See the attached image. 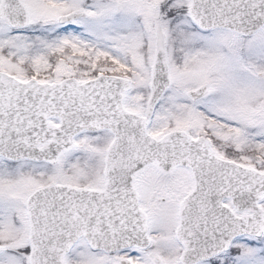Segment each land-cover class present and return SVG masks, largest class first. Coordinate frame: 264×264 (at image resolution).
Here are the masks:
<instances>
[{
  "label": "snow or ice",
  "instance_id": "snow-or-ice-1",
  "mask_svg": "<svg viewBox=\"0 0 264 264\" xmlns=\"http://www.w3.org/2000/svg\"><path fill=\"white\" fill-rule=\"evenodd\" d=\"M0 264H264V0H0Z\"/></svg>",
  "mask_w": 264,
  "mask_h": 264
}]
</instances>
